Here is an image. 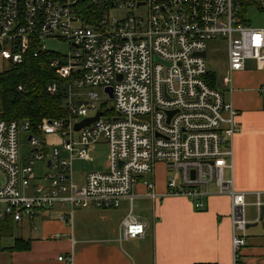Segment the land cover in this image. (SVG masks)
<instances>
[{
    "label": "built area",
    "instance_id": "2783aa9c",
    "mask_svg": "<svg viewBox=\"0 0 264 264\" xmlns=\"http://www.w3.org/2000/svg\"><path fill=\"white\" fill-rule=\"evenodd\" d=\"M243 1L0 0V60L18 65L46 55L48 67L65 80L68 110L67 118L31 125L3 119L0 106V220L20 222L56 208L58 220L71 226L77 209H117L126 199L119 241L141 238L146 224L132 212L131 188L162 163L165 196L185 198L196 211L213 196L229 197L236 262L248 225L247 193L233 187L238 113L213 87L206 50L222 43L230 73L244 70L248 61L264 67V29L247 25ZM47 40L66 43L68 54L48 51ZM82 88H102L106 95L111 88V106L96 109L97 94L76 91ZM56 91V83L47 86L50 95ZM97 113V121L74 130ZM21 133L30 149L26 163ZM52 135L58 145L47 141ZM100 137L108 151L105 171L86 173L81 185L74 183L72 162L89 160ZM46 160L48 172L36 176L33 164ZM143 183L148 197L159 200L154 183ZM255 196L260 209V193Z\"/></svg>",
    "mask_w": 264,
    "mask_h": 264
},
{
    "label": "crops",
    "instance_id": "0c3cea01",
    "mask_svg": "<svg viewBox=\"0 0 264 264\" xmlns=\"http://www.w3.org/2000/svg\"><path fill=\"white\" fill-rule=\"evenodd\" d=\"M245 22L249 25L246 18ZM228 73L227 89H220L211 74L214 86L238 113L233 187L247 193L244 217L248 225L246 245L236 262L229 197L213 196L203 211H196L185 198L165 196L166 175L163 179L156 176V169L164 164L158 163L152 174L139 177L131 188L132 212L137 200L140 213L135 216L146 224L143 237L119 241V223L129 208L126 199L117 209H77L71 226L58 220V209H44L32 219L0 220V240L5 235L13 238L9 246L0 245V264H264V210L260 218L264 208V67L257 69L248 61L244 70ZM48 138V142L55 141ZM29 154L30 149L26 155L20 152L24 163ZM47 160L39 162L43 165L40 176L48 172ZM143 181L154 183L159 200L148 197ZM257 192L263 204L260 209L254 205ZM17 240L27 243L28 249H14ZM58 257H70L71 262L58 261Z\"/></svg>",
    "mask_w": 264,
    "mask_h": 264
},
{
    "label": "trees",
    "instance_id": "16d2710c",
    "mask_svg": "<svg viewBox=\"0 0 264 264\" xmlns=\"http://www.w3.org/2000/svg\"><path fill=\"white\" fill-rule=\"evenodd\" d=\"M47 56L26 58L18 65L9 64L0 72V106L7 121H29L31 125L43 119L67 118L65 80L48 67ZM213 87L214 77L210 78ZM57 84V91L50 95L47 86ZM21 87V91L17 88ZM16 250L28 249V244L15 242Z\"/></svg>",
    "mask_w": 264,
    "mask_h": 264
},
{
    "label": "rangeland",
    "instance_id": "374dc122",
    "mask_svg": "<svg viewBox=\"0 0 264 264\" xmlns=\"http://www.w3.org/2000/svg\"><path fill=\"white\" fill-rule=\"evenodd\" d=\"M242 11L244 17L246 18L248 24L252 28L264 29V0H244L242 4ZM46 49L50 52H54L57 55H66L68 54V46L66 43L60 40H47L44 42ZM216 47V50L213 49ZM206 60H207V69L210 74V78L212 74L216 76V80L220 89L228 88V84L226 79L229 77V73L226 70V54L225 47L222 43L212 42L208 44V48L206 50ZM8 68V64L2 60H0V72ZM212 73V74H211ZM92 91L97 94V102H93V105L96 106V109L101 106V109L108 108L111 106L112 102L109 97L103 92L102 88H82L77 89L76 91ZM82 120V118H80ZM55 135V134H54ZM52 135L48 139H54L55 141L50 142L53 145H58V139L56 136ZM19 147L21 155H26V152L29 150L28 145L26 144V135L21 133L19 136ZM107 147L105 144L104 138L100 137L98 139V145L92 150L91 157L89 160H78L75 159L72 162V179L73 182L81 185L84 180V176L89 172H97V171H105L107 167ZM42 163L36 162L33 164V168L36 176H40V172L42 170ZM164 165L158 167L156 169L157 178L163 179L167 172ZM166 181V179H165ZM2 182V174L0 172V183ZM137 200L134 201V215L140 213V207ZM5 231H3V235ZM15 234H13L14 237ZM13 238L2 236L0 240L1 248L7 247L12 244ZM3 263V261H2Z\"/></svg>",
    "mask_w": 264,
    "mask_h": 264
},
{
    "label": "water",
    "instance_id": "95a60500",
    "mask_svg": "<svg viewBox=\"0 0 264 264\" xmlns=\"http://www.w3.org/2000/svg\"><path fill=\"white\" fill-rule=\"evenodd\" d=\"M199 56L201 57H205V52H202L199 54ZM105 92L107 93V95L109 96V98H112V90L111 88H106L105 89ZM100 117V113H97L95 117L93 118H86V119H83L82 121H80L79 123H76L75 126H74V130L75 131H79L85 127H88L91 123L97 121ZM29 139V138H28ZM49 164V163H48ZM263 210L264 208H261L260 209V218L262 219V214H263Z\"/></svg>",
    "mask_w": 264,
    "mask_h": 264
}]
</instances>
